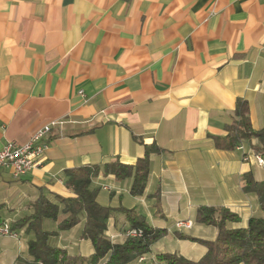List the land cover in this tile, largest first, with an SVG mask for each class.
I'll list each match as a JSON object with an SVG mask.
<instances>
[{
	"label": "crops",
	"instance_id": "1",
	"mask_svg": "<svg viewBox=\"0 0 264 264\" xmlns=\"http://www.w3.org/2000/svg\"><path fill=\"white\" fill-rule=\"evenodd\" d=\"M239 99L249 103L253 128L263 129L264 0H0V149L62 122L44 138L49 147L32 171L15 178L0 169V223L31 215L41 195L72 196L67 170L135 164L157 144L163 151L151 155L144 195L131 194L133 178L95 180L110 193L100 203L116 209L106 233L124 242L129 225L120 208L136 209L167 234L131 264H159L163 252L199 260L206 248L177 233L217 238L216 226L197 222L200 206L237 213L230 228L264 216L244 190L247 172L264 181L254 156L261 141L233 150L214 141L228 133ZM60 221L45 222L57 232L51 243L91 256L84 219L63 231ZM15 233L0 236V264H42L29 251L34 235Z\"/></svg>",
	"mask_w": 264,
	"mask_h": 264
},
{
	"label": "trees",
	"instance_id": "2",
	"mask_svg": "<svg viewBox=\"0 0 264 264\" xmlns=\"http://www.w3.org/2000/svg\"><path fill=\"white\" fill-rule=\"evenodd\" d=\"M227 134L215 137L218 148L233 150L243 142L259 138L262 145L256 153L264 156V128L256 130L250 119V106L239 99ZM157 144L145 146V155L135 164L123 163L119 159L103 164L85 165L67 170L65 184L72 196L56 195L53 199L41 195L32 204L33 213L11 224L13 231L26 228L34 235L29 242L30 254L42 264H131L152 251V246L167 234L166 229L153 227L147 217L136 209L121 207L129 229L143 231L141 237H126L122 243L114 242L107 235L109 221L115 208L98 200L101 188L95 184L100 174H113L118 180L133 178L130 192L142 196L146 191L150 175L151 155L161 153ZM244 190L258 197L264 211V181H257L251 172L244 175ZM64 216L61 221V216ZM83 221L82 236L91 241L95 252L89 256H74L66 249L51 243L57 232L46 228L45 222H58V230H69ZM199 223L218 228L214 240L177 233L181 239L199 242L206 253L199 260H192L178 253L163 252L156 256L159 264H264V216L250 218L245 228H230V222H238L240 216L227 207L200 206L196 213Z\"/></svg>",
	"mask_w": 264,
	"mask_h": 264
},
{
	"label": "built area",
	"instance_id": "3",
	"mask_svg": "<svg viewBox=\"0 0 264 264\" xmlns=\"http://www.w3.org/2000/svg\"><path fill=\"white\" fill-rule=\"evenodd\" d=\"M83 93V91H80ZM62 122H53L40 129L28 142L19 143L16 141L8 142L2 149H0V169H8L15 178L27 174L37 167L42 162L44 152L48 149L49 145L44 141L52 128ZM255 158L260 166H264V157L261 154L254 153ZM247 159V158H246ZM104 189L111 190L108 185L102 186ZM180 228H190V222L178 223ZM127 237H141L143 231L138 229H128L125 232ZM0 236L16 237L17 234L12 230L11 224L8 221L0 223ZM143 260V256L140 257ZM105 264V263H102Z\"/></svg>",
	"mask_w": 264,
	"mask_h": 264
},
{
	"label": "rangeland",
	"instance_id": "4",
	"mask_svg": "<svg viewBox=\"0 0 264 264\" xmlns=\"http://www.w3.org/2000/svg\"><path fill=\"white\" fill-rule=\"evenodd\" d=\"M100 187V186H99ZM101 188V187H100ZM99 199L102 201H104V202H106V203H109L110 202V193H108L107 191H105V190H103L102 188H101V190H100V193H99ZM11 216H13V217H16L17 216V218L18 217H22V216H24V215H22V214H12ZM52 223V222H51ZM54 223V222H53ZM59 229V228H58ZM162 243L166 246L165 247V250H169L170 249V244H169V242L168 241H165V240H162ZM102 264V263H101Z\"/></svg>",
	"mask_w": 264,
	"mask_h": 264
}]
</instances>
